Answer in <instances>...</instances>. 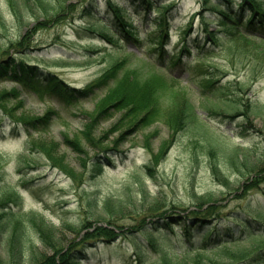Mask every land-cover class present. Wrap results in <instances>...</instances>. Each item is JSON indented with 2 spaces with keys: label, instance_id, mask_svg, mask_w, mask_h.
<instances>
[{
  "label": "trees",
  "instance_id": "trees-1",
  "mask_svg": "<svg viewBox=\"0 0 264 264\" xmlns=\"http://www.w3.org/2000/svg\"><path fill=\"white\" fill-rule=\"evenodd\" d=\"M1 1L0 80H10L14 86L0 94V135L5 134L2 129L4 116L13 115L11 110L5 111L6 102L18 99L21 93L26 92L44 99L47 95L60 92L74 102L80 97H87L91 87L96 85L92 84L90 89L73 88L74 92H71V89L62 84L60 77L50 71V53L45 51L43 46H35L37 42L43 43L39 40L42 31L51 30L60 23L65 22L77 30L83 29L87 33L102 37L112 47L127 43L139 48L156 49L159 55L155 59L156 65H166L168 68L179 65L191 56L204 59L214 47H219V40L230 41L229 52L238 53L243 61L246 48H235L236 40L253 37L264 40V0H202V9L198 11L204 23L203 32L200 31L202 37L199 32L196 37L190 34V22L180 38L182 45L172 53L164 50V42L168 40L170 13L174 12V3L165 4L162 0H133V6H130L116 0ZM141 4L145 7V24L151 20V25L146 28L142 24L123 18V14L132 9L139 13ZM151 9L156 10L155 17L150 14ZM153 26L155 28L151 29ZM9 33L12 34L8 35ZM56 39L59 41L61 37ZM60 57L65 59L67 54ZM120 66V61H114L103 70L97 85L107 86L114 82V87L101 99L97 111L87 113V123L78 134L64 135V142L78 153L88 154L84 143L95 151L90 159L95 167L92 178H96L97 173L99 175L103 169V159L106 155L115 160V154L111 153L123 152L120 151L121 145L137 131V127L158 121L160 117L162 121L165 118L175 132L165 142L167 151L172 145V137L176 136L178 131L188 129L190 125L203 127L207 135V145L211 149L217 147L216 136L207 130L208 123L190 102H181L177 107H173L170 113L160 112L155 84L151 82L144 87L129 77L120 79ZM232 101H235V98ZM232 101L221 103L219 100L223 111L217 112L215 108L213 111L230 115L227 111L233 106ZM235 106L238 107L236 104ZM254 109L257 110L258 107L255 106ZM117 110L121 111L120 115L115 117L113 123L101 135L96 136L95 132L101 121ZM55 115L57 111L49 109L40 116L17 118L13 127H19L20 123H23L32 133L39 132L50 126ZM258 115L263 116L262 113ZM59 146L58 140H48L41 135L31 136L20 153L19 169L33 168L44 161L48 169H59L79 183L85 181L83 174L73 170L66 162V156L58 152ZM159 157H162L161 153ZM82 161L85 165V160ZM158 162L159 158L154 155L150 162L140 169L136 168V182L143 181L140 175L145 172L153 175ZM261 171H264V168L259 170ZM215 173L218 174L217 168ZM259 174L257 177H261ZM25 176L21 175L23 178ZM257 177L252 176L242 187L247 189L254 185ZM132 187L133 184L127 182L120 194L114 197L93 195L89 200L92 206L90 216L77 222L64 220L61 226L75 235L67 244H63L58 236L59 225L50 221L41 211L24 209L20 191H11L3 196L7 200H0V264H94L90 248L96 249L101 242L109 244L121 239L130 240L134 246L129 256H123L124 264H131V260L133 264H264L262 202L255 213L231 212L226 217H213L217 207L216 200H204L191 207L175 203L166 204L164 208L153 207L147 212L149 218L147 214L138 218L140 209L144 206L140 204L134 209L136 222L123 224L119 222L121 214L125 206L132 204L134 199ZM262 200L264 202V197ZM101 220L103 223L97 224V221ZM175 227L183 229V233L172 237L166 232L162 236L163 231ZM195 230L200 236L198 241L194 240ZM27 234L31 236V240ZM36 241H40L45 249L37 247ZM121 247L124 250L129 249L128 245L127 249L125 245ZM177 248H180V251ZM208 251H220L222 257L206 255ZM99 264L105 263L102 261Z\"/></svg>",
  "mask_w": 264,
  "mask_h": 264
},
{
  "label": "rangeland",
  "instance_id": "rangeland-1",
  "mask_svg": "<svg viewBox=\"0 0 264 264\" xmlns=\"http://www.w3.org/2000/svg\"><path fill=\"white\" fill-rule=\"evenodd\" d=\"M174 1L176 6L172 13L171 42L166 46L170 51H174L180 43L183 25L188 24L193 13L201 8V0ZM123 15L124 19L132 18L136 23L142 16L133 14L134 17H131V12ZM203 27L201 17L197 15L193 28L198 31ZM195 34L197 32L193 33ZM40 35L42 37L39 40L43 43L37 42L35 46H43L45 51L51 53L50 71L59 75L64 85L89 89L92 84L96 85L91 87L87 97H80L72 103L67 102L60 92L47 95L44 99L25 92L18 99L6 102L7 107L4 109L11 110L13 117L5 115L2 123L5 134L0 135V200H5L6 197L3 196L11 191H20L24 209L41 211L50 221L59 225L58 236L63 244H67L75 236L61 226L64 220L77 222L90 216L92 206L89 200L93 195L114 197L120 194L127 182L133 184L134 199L132 204L125 206L121 214L119 222L123 224L136 222L134 209L140 204L144 206L140 209L138 218L143 214H147L149 218L147 212L151 208H164L163 206L171 203L191 207L204 200H216L217 207L213 217H226L231 212L246 211L252 214L261 207V202L264 204V171L259 172L264 168V40L258 37L238 38L235 48H246L243 61L238 53L229 52L230 41H220V49L210 53L207 61L193 59L170 71L154 66L150 51L147 53L130 45L122 49L114 47V51V48L104 45L102 41L90 39L92 35L87 31L77 30L65 22L51 30L42 31ZM58 36L61 37L60 41L56 39ZM75 39H79L80 43H75ZM89 40H92L91 43ZM86 48L95 52H89ZM61 54L75 57L62 59ZM88 56L93 57L89 59ZM113 58L115 61H122L120 79L129 77L144 87L151 82L155 84L160 112L170 113L181 102H190L208 123L207 130L216 136L217 147L211 149L207 145L203 127L190 125L188 129L178 131L172 137V145L167 151L165 142L175 132L166 119L162 121L160 117L158 121L137 127V131L124 142L123 148L128 151V155H115V160L106 156L103 159L104 169L99 175L97 173L96 178H92L95 167L90 159L95 151L84 143L88 154L78 153L64 142V135L78 134L87 123V113L97 111L101 99L114 87V82L107 86L97 85V80ZM13 86L7 80L0 82V94ZM234 98L235 101H232ZM219 100L221 103L229 100L234 102L227 111L230 115L213 111L214 108L217 112L223 111ZM255 106L258 107L257 110L254 109ZM49 109L57 111L50 126L45 130L35 131L32 135L60 141L58 152L66 156V162L73 170L83 174L85 181L82 183L71 179L59 169H48L44 161L33 168L19 169L20 153L26 146L30 129L22 123L19 127H13L14 120L25 116H40ZM120 113V110L114 111L102 120L95 135H101ZM159 153L162 154L161 158ZM154 155H157L159 162L153 175L145 172L140 175L143 181L136 182L135 169L150 162ZM82 159L85 160V165ZM215 168L218 174L215 173ZM258 173L261 177H257ZM22 174L26 176L23 178ZM252 176L257 177L254 185L243 188L242 185L249 182ZM100 223L102 220L97 221V224ZM166 232L174 235L177 229L171 231L173 233L165 230L162 236ZM194 232V239L200 238L198 232ZM27 237L31 240V236L27 234ZM35 244L44 248L40 241ZM123 245L129 249L124 250L121 247ZM133 247L130 240L121 239L109 244L101 242L96 249L90 248V253L94 257V264L102 261L105 264H124L123 256H129ZM177 250L180 251V248ZM205 254L214 258L222 257L220 251H208ZM130 263L133 264L132 260Z\"/></svg>",
  "mask_w": 264,
  "mask_h": 264
}]
</instances>
